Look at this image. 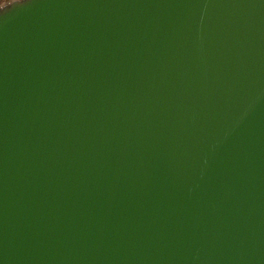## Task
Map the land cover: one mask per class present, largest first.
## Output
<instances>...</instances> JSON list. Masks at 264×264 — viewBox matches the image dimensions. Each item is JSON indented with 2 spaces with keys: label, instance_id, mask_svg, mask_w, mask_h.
<instances>
[{
  "label": "water",
  "instance_id": "obj_1",
  "mask_svg": "<svg viewBox=\"0 0 264 264\" xmlns=\"http://www.w3.org/2000/svg\"><path fill=\"white\" fill-rule=\"evenodd\" d=\"M0 264H264V0L1 4Z\"/></svg>",
  "mask_w": 264,
  "mask_h": 264
},
{
  "label": "crops",
  "instance_id": "obj_2",
  "mask_svg": "<svg viewBox=\"0 0 264 264\" xmlns=\"http://www.w3.org/2000/svg\"><path fill=\"white\" fill-rule=\"evenodd\" d=\"M7 1H10V0H0V4H3L5 2H7Z\"/></svg>",
  "mask_w": 264,
  "mask_h": 264
},
{
  "label": "rangeland",
  "instance_id": "obj_3",
  "mask_svg": "<svg viewBox=\"0 0 264 264\" xmlns=\"http://www.w3.org/2000/svg\"><path fill=\"white\" fill-rule=\"evenodd\" d=\"M1 5V4H0Z\"/></svg>",
  "mask_w": 264,
  "mask_h": 264
}]
</instances>
